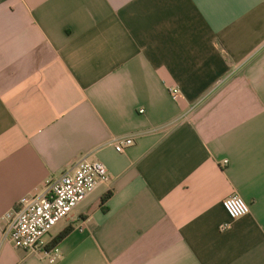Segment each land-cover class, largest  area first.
<instances>
[{
	"label": "crops",
	"instance_id": "obj_1",
	"mask_svg": "<svg viewBox=\"0 0 264 264\" xmlns=\"http://www.w3.org/2000/svg\"><path fill=\"white\" fill-rule=\"evenodd\" d=\"M81 157L55 264H264V0H0V264H50L4 217Z\"/></svg>",
	"mask_w": 264,
	"mask_h": 264
},
{
	"label": "built area",
	"instance_id": "obj_2",
	"mask_svg": "<svg viewBox=\"0 0 264 264\" xmlns=\"http://www.w3.org/2000/svg\"><path fill=\"white\" fill-rule=\"evenodd\" d=\"M169 92L174 101L179 98L178 88ZM112 145L117 153H123L135 145V140L113 139ZM109 182L110 177L103 164L81 157L58 177L48 179L42 193L23 198L16 209L5 215V239H9L16 249L37 254L48 263L55 264L62 255L57 246H50L51 243L44 238L61 221L70 219L74 210L101 185ZM222 205L232 221L250 212L249 205L239 196L225 199ZM229 227V224L223 225L221 231Z\"/></svg>",
	"mask_w": 264,
	"mask_h": 264
},
{
	"label": "trees",
	"instance_id": "obj_3",
	"mask_svg": "<svg viewBox=\"0 0 264 264\" xmlns=\"http://www.w3.org/2000/svg\"><path fill=\"white\" fill-rule=\"evenodd\" d=\"M110 198V194H106L103 198H102V202L105 203L108 199ZM68 234V231H65L63 233H61L58 237H56L53 242L50 244V246H53L55 244H57L60 240H62L66 235Z\"/></svg>",
	"mask_w": 264,
	"mask_h": 264
},
{
	"label": "rangeland",
	"instance_id": "obj_4",
	"mask_svg": "<svg viewBox=\"0 0 264 264\" xmlns=\"http://www.w3.org/2000/svg\"><path fill=\"white\" fill-rule=\"evenodd\" d=\"M54 229H55V228H53V230L51 231V233H50L48 236H46V237L44 238L45 241H48V240L50 239L49 236H51V235L55 232Z\"/></svg>",
	"mask_w": 264,
	"mask_h": 264
}]
</instances>
